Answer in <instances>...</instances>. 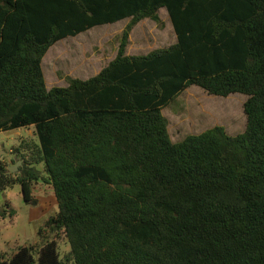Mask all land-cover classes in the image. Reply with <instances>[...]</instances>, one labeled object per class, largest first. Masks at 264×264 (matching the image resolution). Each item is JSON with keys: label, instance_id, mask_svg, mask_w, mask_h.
Listing matches in <instances>:
<instances>
[{"label": "trees", "instance_id": "16d2710c", "mask_svg": "<svg viewBox=\"0 0 264 264\" xmlns=\"http://www.w3.org/2000/svg\"><path fill=\"white\" fill-rule=\"evenodd\" d=\"M163 8L178 42L128 56ZM128 19L97 76L47 88L51 47ZM191 86L247 96L245 131L173 142L162 110ZM30 127L20 175L0 159V194L20 184L31 203L42 181L59 212L0 264H264V0H0V133Z\"/></svg>", "mask_w": 264, "mask_h": 264}, {"label": "rangeland", "instance_id": "374dc122", "mask_svg": "<svg viewBox=\"0 0 264 264\" xmlns=\"http://www.w3.org/2000/svg\"><path fill=\"white\" fill-rule=\"evenodd\" d=\"M162 26L149 20L137 26L130 37L129 55H146L153 50L167 47L171 38L165 33L170 17L160 11ZM128 20L118 22L110 30L98 29L89 35L69 38L53 46L43 60L47 88L66 87L67 78L87 80L96 76L102 66L116 56L122 30ZM165 33V34H164ZM247 96L233 94L229 97L209 95L197 86H191L166 107L164 114L170 123V136L179 142L188 135H198L216 126H222L230 136L246 129L244 105ZM183 125H186L182 131ZM38 142L34 127L0 133V159L10 173L19 176L23 163L16 149L27 155V144ZM42 171V166L38 167ZM31 203L24 199L20 184L0 194V210L9 203L17 212L14 219L0 217V253L9 258L21 246L39 242L38 232L45 221L59 212L52 187L42 181L33 183ZM62 258L70 252L65 237L59 240Z\"/></svg>", "mask_w": 264, "mask_h": 264}, {"label": "crops", "instance_id": "0c3cea01", "mask_svg": "<svg viewBox=\"0 0 264 264\" xmlns=\"http://www.w3.org/2000/svg\"><path fill=\"white\" fill-rule=\"evenodd\" d=\"M161 10H166L165 8H163V9H161ZM160 10V11H161ZM160 11H159V14H160ZM166 12H167V10H166ZM168 13V12H167ZM169 15V14H168ZM170 17V16H169ZM161 18V17H160ZM145 21H149V19H147V20H144V21H142L141 23H143V22H145ZM152 21V20H151ZM162 21V20H161ZM123 22V21H122ZM154 22V21H153ZM141 23H139L137 26H139ZM112 25H114V24H111V25H104V26H98V27H95V28H93V29H91V30H89V31H87V32H85V33H82V34H80V35H78L77 37H79V36H82V35H89V34H91L92 32H94V31H97L98 29H102V30H106V29H108V30H110L111 29V27H106V26H112ZM136 26V27H137ZM135 27V28H136ZM135 28L132 30V32H131V34H130V37H131V35H132V33L134 32V30H135ZM124 30V29H123ZM122 30V31H123ZM165 33L166 34H168V36L171 38V43H170V45L169 46H167V47H163V48H160V49H167V48H169V47H171V46H173V45H175L177 42H178V39H177V35H176V33H175V29H174V26H173V23H172V21H171V18H170V23L169 24H166V28H165ZM164 33V34H165ZM70 38H76V37H70ZM67 39H69V38H67ZM67 39H64V40H67ZM64 40H62V41H64ZM61 42V41H60ZM59 43V42H58ZM57 44V43H56ZM55 44V45H56ZM54 45V46H55ZM52 48V47H51ZM50 48V49H51ZM160 49H156V50H160ZM118 51V50H117ZM153 51H155V50H153ZM152 51V52H153ZM149 54V53H148ZM148 54H146V55H148ZM127 55L128 56H138V55H129L128 54V49H127ZM116 56H117V53H116ZM116 56H114L110 61H109V63L107 64V65H105V66H102L101 68H100V70L98 71V72H96L95 74H96V76L105 68V67H107L115 58H116ZM141 56H145V55H141ZM44 71V70H43ZM95 77V76H94ZM93 78V77H92ZM88 80V79H87ZM84 81H86V80H84ZM69 85V84H68ZM67 85V86H68ZM66 86V87H67ZM168 107V106H167ZM165 109L166 108H164L163 110H162V113H163V115L165 116V114H164V111H165ZM166 117V116H165ZM168 122H169V120H168ZM185 127H187L186 125H183V127H182V131H183V129L185 128ZM168 131H169V134H170V123H169V125H168ZM201 134V133H200ZM171 137V136H170Z\"/></svg>", "mask_w": 264, "mask_h": 264}]
</instances>
